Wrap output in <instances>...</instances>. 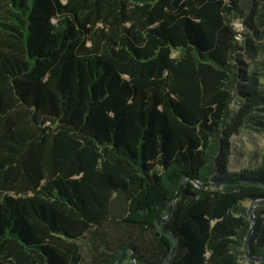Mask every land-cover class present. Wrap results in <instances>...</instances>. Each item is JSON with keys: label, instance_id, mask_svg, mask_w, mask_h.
<instances>
[{"label": "trees", "instance_id": "1", "mask_svg": "<svg viewBox=\"0 0 264 264\" xmlns=\"http://www.w3.org/2000/svg\"><path fill=\"white\" fill-rule=\"evenodd\" d=\"M263 52L264 0H0V264H241Z\"/></svg>", "mask_w": 264, "mask_h": 264}, {"label": "rangeland", "instance_id": "2", "mask_svg": "<svg viewBox=\"0 0 264 264\" xmlns=\"http://www.w3.org/2000/svg\"><path fill=\"white\" fill-rule=\"evenodd\" d=\"M253 7H249L248 5H245L244 7V13L249 17L252 15ZM234 27L238 32H243L245 29V24L243 19H237L234 23ZM240 38H242L240 36ZM259 60L264 61V52L259 53L258 56ZM262 82H264V77L261 79ZM236 106V103L233 104V108ZM231 143V150L232 152H243L246 153L247 151L255 150L257 147L261 148L264 146V133L260 132H251L246 129H241L237 134H234L230 138ZM235 158H242V156L234 154V157H231V167L235 164ZM245 205L250 208L251 202H245ZM84 248V257H85V263L84 264H90V258H91V252L88 250L87 247ZM242 251H245V246L241 248ZM126 263H129V260L125 261ZM241 264H252L251 259L248 257L247 254H243L240 259ZM168 264V263H167Z\"/></svg>", "mask_w": 264, "mask_h": 264}, {"label": "water", "instance_id": "3", "mask_svg": "<svg viewBox=\"0 0 264 264\" xmlns=\"http://www.w3.org/2000/svg\"><path fill=\"white\" fill-rule=\"evenodd\" d=\"M184 180H183L180 188L183 187ZM239 182H241V181H239ZM249 183H257L258 184L257 181H251ZM263 186H264V184H263ZM179 194H180V192H178L176 198L172 201L171 206H170V210H169V213H168L167 217H165L162 221L168 220L170 218L171 212H172V209H173L174 202L178 198ZM260 205H264V198L254 199V200L251 201V205H250V208H249V215H250V220H251V227H250V230L248 232V235H247V238H246V241H245V251H246V254L248 255V257L251 260H255V261H264V257H256V256H253V255L250 254V251H249V245H250L251 236H252V233H253V231L255 229V225H256V218H255V214H254L255 213V208L257 206H260ZM158 223L160 225L161 221H159ZM160 230L162 232H164V233L167 234V231L166 230H164L162 228H160ZM176 247L177 246L175 244L173 250L170 252V254L168 255V257L166 258V260L164 261L163 264H167L168 261L172 258V256L174 255V253L176 251ZM130 253H131L130 251H126L125 253H123L122 256L119 258V260L116 262V264H121V262L124 260V258L126 256H128ZM131 261H132V264H136V262H135V254L134 253H132V255H131Z\"/></svg>", "mask_w": 264, "mask_h": 264}, {"label": "crops", "instance_id": "4", "mask_svg": "<svg viewBox=\"0 0 264 264\" xmlns=\"http://www.w3.org/2000/svg\"><path fill=\"white\" fill-rule=\"evenodd\" d=\"M257 148H259V147H257ZM233 157V156H232Z\"/></svg>", "mask_w": 264, "mask_h": 264}]
</instances>
